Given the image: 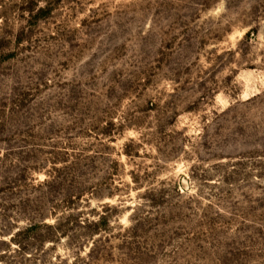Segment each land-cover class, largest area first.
I'll return each instance as SVG.
<instances>
[{
  "label": "rangeland",
  "instance_id": "374dc122",
  "mask_svg": "<svg viewBox=\"0 0 264 264\" xmlns=\"http://www.w3.org/2000/svg\"><path fill=\"white\" fill-rule=\"evenodd\" d=\"M0 264H264V0H0Z\"/></svg>",
  "mask_w": 264,
  "mask_h": 264
},
{
  "label": "trees",
  "instance_id": "16d2710c",
  "mask_svg": "<svg viewBox=\"0 0 264 264\" xmlns=\"http://www.w3.org/2000/svg\"><path fill=\"white\" fill-rule=\"evenodd\" d=\"M39 12H40V13H45V11H44L43 9H39L37 13H39ZM35 17L37 18L38 15L36 14ZM31 230H32V228H29V229L26 230V232H29V231H31Z\"/></svg>",
  "mask_w": 264,
  "mask_h": 264
}]
</instances>
